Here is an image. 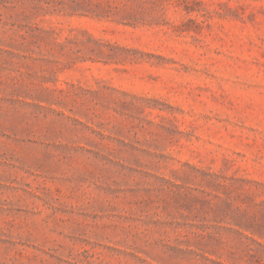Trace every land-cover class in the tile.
<instances>
[{"label": "rangeland", "instance_id": "374dc122", "mask_svg": "<svg viewBox=\"0 0 264 264\" xmlns=\"http://www.w3.org/2000/svg\"><path fill=\"white\" fill-rule=\"evenodd\" d=\"M0 264H264V0H0Z\"/></svg>", "mask_w": 264, "mask_h": 264}]
</instances>
